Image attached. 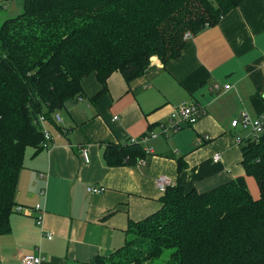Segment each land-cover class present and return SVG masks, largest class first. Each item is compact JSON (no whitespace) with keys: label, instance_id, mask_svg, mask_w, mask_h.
Returning <instances> with one entry per match:
<instances>
[{"label":"crops","instance_id":"1","mask_svg":"<svg viewBox=\"0 0 264 264\" xmlns=\"http://www.w3.org/2000/svg\"><path fill=\"white\" fill-rule=\"evenodd\" d=\"M22 4L17 13L4 8L0 27L24 10ZM153 65L129 83L114 71L107 92L95 103L91 98L101 84L95 75L87 77L85 95L57 111L61 121L57 113L46 119L52 139L40 152L26 149L11 231L0 234V264H22V257L37 249L45 258L42 264H82L115 251L125 243L130 221L163 206L165 192L156 186L162 174L187 191H206L239 176L249 184L239 142L251 136L252 128L232 122L243 112L264 118V0H245L217 25L188 38L179 57L167 64L153 57ZM217 83L231 88L216 92ZM189 102L200 104L204 115L173 135L149 139L145 146L154 152L145 164L107 165L103 144L160 132V123H168L174 109ZM82 147L90 148L88 163ZM180 156L187 162L181 172ZM90 185L105 189L88 192ZM36 204L45 208L44 228L52 239L43 237L36 223L39 212L31 209Z\"/></svg>","mask_w":264,"mask_h":264},{"label":"trees","instance_id":"2","mask_svg":"<svg viewBox=\"0 0 264 264\" xmlns=\"http://www.w3.org/2000/svg\"><path fill=\"white\" fill-rule=\"evenodd\" d=\"M244 1L23 0V12L0 27V234L11 231L26 149L43 148L40 116L83 97L89 76L101 84L95 103L114 71L129 83L155 68L153 57L167 64L182 54L186 33L214 27ZM239 143L258 198L245 176L206 191L170 185L161 209L130 221L120 248L82 264H149L171 248L170 264H264V131ZM103 145L111 167L146 157L139 139ZM176 160L183 171L187 162Z\"/></svg>","mask_w":264,"mask_h":264},{"label":"built area","instance_id":"3","mask_svg":"<svg viewBox=\"0 0 264 264\" xmlns=\"http://www.w3.org/2000/svg\"><path fill=\"white\" fill-rule=\"evenodd\" d=\"M192 37V34L190 32L186 33L185 38H190ZM222 87L225 89H230L231 85L226 84L221 85L220 83H217L214 85V90L216 92L221 91ZM205 113V109L200 104H197L196 102H189V103H182L178 107L174 109L172 114L170 115L169 122H163L160 123L159 125V131H150L148 134L145 136H142L139 138V141L143 144L145 148V153L147 154H152L154 152V148L150 146H145L146 142L149 139L157 138L161 135L164 136H170L175 134V132H178L180 129H182L185 125L193 124L197 122ZM243 118L241 120L235 119L232 122V126H236L240 124L241 126H244L246 128L250 127L252 128V134L254 138H257L259 134H261L264 131V118L262 119H253L250 114H247L246 112H243ZM117 118V117H116ZM47 118L45 115L39 117L40 124L42 126L43 130V135H44V140L42 142V146L47 147L48 142L52 139V135L46 125V120ZM55 119L57 121H61V118L59 114L55 115ZM81 153L84 158V161L88 163L90 161V148L88 147H82L81 148ZM220 156L219 154L214 155V159L216 162L220 161ZM145 158H142L139 160V165L140 164H145ZM173 185V182L171 178L167 175L162 174V176H159L156 178V186L158 190L161 192H166V189L168 186ZM104 187L102 186H95V185H90L87 189L88 192H93V193H102L104 191ZM17 209L19 211H27L24 206H17ZM32 210H36L39 212V215L36 217V223L42 228L43 231V237L45 238H53V234L50 231H45L44 228V214H45V208L42 207L41 204H36L34 208H31ZM30 209V210H31ZM45 258L41 252L40 249H37L34 251L32 254H26L22 257L21 262L22 264H42L44 262Z\"/></svg>","mask_w":264,"mask_h":264},{"label":"rangeland","instance_id":"4","mask_svg":"<svg viewBox=\"0 0 264 264\" xmlns=\"http://www.w3.org/2000/svg\"><path fill=\"white\" fill-rule=\"evenodd\" d=\"M19 3L22 4V0H0V13L4 12L5 7H7L9 9V11H16L13 13L19 12V11H17L19 9V5H20ZM22 12H23V10H22ZM250 131H251V129H250ZM248 183H249L248 187H250L249 189L252 191L253 195L255 196V197L254 196L253 197L258 198L260 196L259 187H257V183L252 176H250V178L248 179ZM174 252H175V249H173V248L166 249L164 251V254L160 258H157V259L150 261L149 264H170L169 260L171 259V256Z\"/></svg>","mask_w":264,"mask_h":264}]
</instances>
